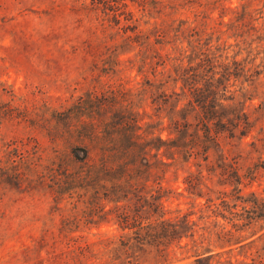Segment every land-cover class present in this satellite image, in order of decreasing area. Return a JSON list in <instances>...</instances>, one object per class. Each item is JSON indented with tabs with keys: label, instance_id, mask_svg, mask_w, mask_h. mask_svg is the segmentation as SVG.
<instances>
[{
	"label": "rangeland",
	"instance_id": "374dc122",
	"mask_svg": "<svg viewBox=\"0 0 264 264\" xmlns=\"http://www.w3.org/2000/svg\"><path fill=\"white\" fill-rule=\"evenodd\" d=\"M256 199L264 0H0V264H264ZM185 212L166 248L115 220Z\"/></svg>",
	"mask_w": 264,
	"mask_h": 264
},
{
	"label": "trees",
	"instance_id": "16d2710c",
	"mask_svg": "<svg viewBox=\"0 0 264 264\" xmlns=\"http://www.w3.org/2000/svg\"><path fill=\"white\" fill-rule=\"evenodd\" d=\"M130 37V36H128ZM181 79L183 81V86L187 87L189 93L194 97L195 101L202 102V106H207L206 109L210 108L211 101L209 99H202L198 96H195V91L197 90V86L190 81L193 77L194 73L191 72V69H188L187 72L184 74H181ZM77 156V154H75ZM87 156V152H84V158ZM221 174L226 175L229 183H236L239 184L240 181L239 176L235 174L232 176L228 172H222ZM235 177V178H234ZM184 182L186 184V190L194 194L196 193V183L192 182L190 177H185ZM237 187L235 186L234 189ZM237 192H241V188H237ZM200 195V194H199ZM227 195V192H226ZM225 195V196H226ZM224 196V199L222 201H226ZM243 196H236V199H239L240 201L247 202V199L242 198ZM210 200V199H209ZM251 201V208H247L243 206L244 212L246 213L244 216L239 217V219H243L242 225L250 224L252 220H258V219H264V200L263 199H256V200H248ZM236 205V203L234 204ZM230 205H223V207H229ZM223 208V209H226ZM232 211H230L231 213ZM222 213V212H221ZM190 214L191 212H185L182 213L179 218L176 217L174 219H170L164 216V213L159 215L153 220H147L146 222L143 221H137L136 219L130 220L129 214L122 213L120 215H117L115 218L118 227L122 231H131L129 239L134 240L137 244H143L144 242L148 243L149 245H157V246H164L167 247V243L170 241L177 239L180 241L182 237H194V230L193 227L195 225V222L193 220H190ZM223 217H225L223 215ZM204 233V232H202ZM201 233V235H202ZM210 233V231H209ZM205 238V237H204ZM209 238V237H208ZM192 241H195V239H192ZM129 241L124 242L123 240L120 241V246L122 248H126L129 245ZM225 246H221V248H224ZM84 247H80L82 250ZM162 249V248H160ZM217 254V252L214 251V249L211 247V245H207L201 249L196 248L195 253L193 254V261L191 264H211L212 258ZM130 262V261H128ZM170 264H180V263H170Z\"/></svg>",
	"mask_w": 264,
	"mask_h": 264
}]
</instances>
